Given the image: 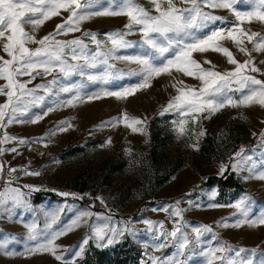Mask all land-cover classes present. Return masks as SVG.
Listing matches in <instances>:
<instances>
[{
	"label": "rangeland",
	"instance_id": "374dc122",
	"mask_svg": "<svg viewBox=\"0 0 264 264\" xmlns=\"http://www.w3.org/2000/svg\"><path fill=\"white\" fill-rule=\"evenodd\" d=\"M139 3L148 9L153 8L151 0H139ZM252 3L253 0H243V3L238 0L234 8L251 10ZM205 11H211L213 15L223 18L222 21L210 24L209 28L228 29L239 23L234 11ZM68 15L69 13H62V16L46 21L36 30L37 39L52 32ZM127 23V17L123 16L93 17L82 23L80 32L66 36L58 35L56 39L71 40L80 37L88 42L87 38L82 36V32L88 30L97 33L98 39L106 41L104 48L107 49L111 47V43L107 41L104 33L125 31L124 25ZM241 26L264 34V24L258 21L245 22ZM25 28L30 31L32 26L25 25ZM204 31L207 32L208 29ZM125 38L133 42V46L118 50L116 56H135L142 55L145 51H154L143 44L139 31L134 30ZM244 39L243 46L251 50L253 45ZM220 43L227 47L238 61L249 59L245 53L239 51L237 44L231 39H224ZM37 46L29 45L32 48ZM90 47L95 48V45ZM167 55L165 54V57ZM252 55L256 65L264 69V65L259 63L264 60V51L253 52ZM193 58L206 69L213 68V65L214 70L219 72L235 68V65L228 63L227 57L218 52H194ZM206 60L212 64L204 63ZM109 63L114 64L115 69L107 82L89 81L86 76L77 74L63 77L62 74L53 72L50 76H37L28 85L33 88L35 85L47 84L53 77H57L59 81V84L53 87V92L58 94L47 96L45 103L32 108L31 112L42 113L46 106H52L55 110L37 123H14L6 129L15 137L27 138L30 144L19 145L20 154L8 151L0 154V163L5 165L4 173L0 174V191L9 179L7 169L15 167L18 172L11 175L18 179L13 181L12 187H21L27 200L26 207H12L8 212L0 209V242L6 241L8 246V252L0 248V264H65L64 260L57 261L49 252L27 251L33 247V242L28 239V226L36 225L38 232L62 230L71 226L78 217L79 226L55 241L60 246L57 254L67 259L79 250L77 245H81L86 238L89 240L88 244L83 245V253L74 257L75 264L83 261L91 248L114 250L121 245H127L137 252L136 259L131 264H150V256H167L169 260L178 259L180 264H207L205 252L222 245H231L234 250H248L242 252L240 258L248 257L255 262L256 258L264 253V225H232L245 219L241 210L235 207L242 200L249 219L264 216V180L256 178L261 164L264 163V138L259 135L264 132V107L258 104L226 106L215 113L205 111L199 114L195 123L190 117H181L176 112L161 115L168 102L178 94L174 84L199 90L202 82L173 69L171 75L162 73L153 77L150 87L139 89L126 99H117L103 93L122 91L142 82L140 75L133 74L139 73L141 66L123 59H110ZM89 71L95 74L97 69ZM247 74L264 79V75L260 73ZM20 79L26 81L29 77ZM180 80L184 81V85L178 84ZM81 84L84 85L83 88L80 87ZM60 85L72 87L73 92H60ZM37 94L45 95L43 91H38ZM77 94L80 99L72 106H56L58 102L63 105ZM231 95L233 99H239L241 93L237 91ZM89 96L100 98L90 100ZM5 100L6 97L0 96V103ZM123 113L141 119L143 124L138 127H142L143 132L133 133L122 120L117 123L116 119ZM32 118L35 119V115H32ZM181 119H188L184 134L178 130L177 122ZM61 121H67L71 127H67L66 131L56 132L55 135H46ZM110 121L113 123L101 126L102 122ZM207 130L212 131L219 153L226 157L222 161H214L206 170L199 172V151ZM3 131L0 130V136ZM200 131L205 134L200 136ZM253 133L257 135L254 136ZM109 139L111 143H108ZM236 140L238 149L235 153L243 149L245 156L251 157L243 169H233L232 164L235 161L231 158L234 154L228 155ZM193 145L198 147L194 148ZM13 146H17V142L0 145L5 149ZM154 148L163 154L165 163H168V159L172 162L178 159L174 165L179 167L173 173V165L163 167L159 171L152 168L148 154ZM222 165L225 166L223 172ZM25 168L33 172L38 171L40 175H25L22 170ZM227 169L239 180L242 192L222 191L216 185L200 187L204 179L221 177ZM23 185H32L39 191H29L23 188ZM40 193H51L53 197H44L35 202V196ZM61 193L69 195L63 196ZM176 201L181 202L179 207L183 210L182 220L163 211H153L161 205L175 206ZM84 211L92 215L81 217L80 214ZM53 218L56 219L54 224ZM146 220L155 223L150 226L144 222ZM177 220H180L179 226L191 241L196 239L193 227L202 228L207 225L212 231L203 233L199 242L190 243L181 254H178V245L171 238L169 247L161 252L153 251L155 244L159 242V222L162 221L164 228L171 231L177 226L174 224ZM225 224L229 226L225 227ZM102 227L124 230V235L117 236L112 244L105 246L103 241L94 236V230ZM68 264H71V260H68Z\"/></svg>",
	"mask_w": 264,
	"mask_h": 264
},
{
	"label": "snow or ice",
	"instance_id": "6c2138e0",
	"mask_svg": "<svg viewBox=\"0 0 264 264\" xmlns=\"http://www.w3.org/2000/svg\"><path fill=\"white\" fill-rule=\"evenodd\" d=\"M238 0H151L152 9H148L139 3V0H0V96L6 97L3 103H0V130H4L0 136V145L17 142V146L5 149L0 147V154L5 151L20 154L19 145L30 144L27 138H18L11 135L6 129L14 123H24L31 121L39 122L49 112L55 110L52 106H46L42 113H32L31 109L45 103L47 96L57 95L53 92V87L59 84L57 77L43 85H35L29 88L37 76H50L53 72L62 74L63 77H70L73 74L83 75L89 81L107 80L115 69L114 64H110V59H123L141 66L139 73L141 81L135 86L124 88L122 91H105L103 95L114 96L117 99H126L134 95L136 91L142 88L150 87V81L153 77L160 76L162 73L172 74V70L183 73L184 76L199 79L202 87L199 90L191 87H176L175 95L164 107L163 112H176L181 117H190L195 123L198 115L208 111L215 113L226 106H251L258 104L264 107V79H258L254 75L247 73H260L264 75V69L258 67L255 63L253 52L264 51V34L245 29L241 25L245 22L252 23L254 20L264 24V0H253L250 5L251 10H236L234 4ZM243 3V0H239ZM205 9H224L234 11L238 24L230 26L228 29L209 28L210 24L222 21V17L213 15L211 11ZM62 13L69 15L62 19L55 29L37 39L35 32L46 21L53 17L62 16ZM127 17L128 23L124 25L125 31L114 30L104 33L107 41H110L111 47L105 49L106 41L98 39V34L84 30L82 39L75 37L71 40L56 39L58 35H68L70 33L80 32L81 25L93 17ZM25 25H31L32 29L26 30ZM208 29L207 32L204 30ZM139 31L142 34L143 44L148 49L154 51H145L142 55L135 56H116L115 53L120 49H126L133 46V42L125 37L132 34L133 31ZM239 34V35H237ZM253 47L250 50L244 47L245 39ZM231 39L237 44L239 51L245 53L249 59L240 62L233 53L222 46L220 41ZM38 45L35 48L29 45ZM95 45V48L90 47ZM208 51L222 53L227 57L229 64L235 65V68L227 72H219L213 68L206 69L193 58L194 52L205 53ZM165 54H168L165 57ZM7 57V58H5ZM82 61V62H81ZM204 63L212 64L206 60ZM264 65V60L259 62ZM90 69H97L93 74ZM27 76L28 80L24 81L20 77ZM179 85H184V81H178ZM235 85V87H234ZM84 87L83 84L80 85ZM38 91H43L45 95H38ZM59 91L64 93L73 92L72 87L60 85ZM239 91V99H233L232 93ZM100 98L99 96H89L88 99ZM80 99L79 95L72 96L71 99L59 106H72ZM35 115V119L32 118ZM123 121L126 127L130 128L133 133L143 132V121L136 117H131L127 113L121 114L116 119L119 123ZM113 122H102L112 124ZM178 123V130L181 134L186 131L188 119H181ZM66 125V126H65ZM71 127L67 121H61L59 125L46 135H55L56 132L66 131ZM205 133L199 132L200 136ZM254 136L257 133H253ZM264 138V132L259 133ZM39 142V141H36ZM111 143V140H108ZM47 146V145H45ZM194 148L198 147L193 145ZM239 158V159H237ZM235 161L232 164L233 169H243L247 161L251 160L250 156H245L244 150L234 153L231 158ZM25 175H40L38 171L33 172L28 169H22ZM225 166H221V171ZM5 171V165L0 163V174ZM9 179L5 181L3 190L0 191V209L8 212L10 208H22L27 206L25 193L21 187H12L14 177L11 174L18 172L15 167L7 169ZM249 171H253L249 169ZM264 180V163L261 164L260 170L256 176ZM23 188L29 191H39L32 185H23ZM68 196L69 193H61ZM187 195V194H186ZM99 199V197H97ZM101 203L103 201L101 200ZM180 201L175 202V206L161 205L153 211H163L180 218L182 220V209ZM219 205H212L217 207ZM241 210L244 220H238L233 227H239L243 223H249L250 226L256 227L264 225V216L259 219H249L247 209L244 207V201L235 205ZM81 217H90L92 213L82 212ZM180 220L174 222L175 226L171 231L164 228V223L159 222L161 229L157 237L158 243L155 244L153 251L161 252L169 247V238L178 245V254L188 248L190 243L199 242L203 233L211 232L207 225L196 226L192 228L196 239L191 241L179 226ZM80 217L73 222L67 229L38 232L36 225L28 226V239L33 242V247L27 249L28 252L45 251L51 253L57 261L71 260L75 264L74 257H79L83 251V245L89 243L86 238L81 245H77L78 251L72 253V257L65 258L57 254L60 247L55 243L61 236L72 231L74 227L79 226ZM146 224L152 226L155 222L146 220ZM56 223V219H52ZM228 227V224L224 225ZM49 228L51 225L48 226ZM124 230L117 228H96L94 236L97 240L105 244H112L117 236H123ZM0 248L8 252L7 242H0ZM248 250H234L231 245H222L213 247L205 252L207 264H264V253L258 256L255 262L248 257L240 258L241 253ZM234 252V255L232 253ZM218 253L220 255H218ZM11 254V253H9ZM240 258V259H237ZM150 264H180L178 259L169 260L167 256H150Z\"/></svg>",
	"mask_w": 264,
	"mask_h": 264
},
{
	"label": "trees",
	"instance_id": "16d2710c",
	"mask_svg": "<svg viewBox=\"0 0 264 264\" xmlns=\"http://www.w3.org/2000/svg\"><path fill=\"white\" fill-rule=\"evenodd\" d=\"M239 142V141H238ZM238 149L237 140L236 144L231 148L228 155H232ZM226 156L222 155L218 151L217 144L212 135L211 130L206 131V135L201 143L199 151V161L197 165V170L203 172L206 170L214 161H222ZM163 154L158 152L156 148L152 149L148 154V161L152 168L157 171L163 169V167H169L173 165L174 169L171 170L173 173L179 166H175L179 160L176 159L174 162L167 160L168 163L164 162ZM172 167V168H173ZM165 180V179H164ZM216 185L220 190H232L233 192H242V186L239 180L227 169L225 174L221 177H208L204 179L200 187L213 186ZM44 197H53L51 193H40L35 196V202L42 200ZM137 252L127 245L118 246L116 249L112 250H97L91 248L86 254L83 261L79 264H131L136 259Z\"/></svg>",
	"mask_w": 264,
	"mask_h": 264
},
{
	"label": "water",
	"instance_id": "95a60500",
	"mask_svg": "<svg viewBox=\"0 0 264 264\" xmlns=\"http://www.w3.org/2000/svg\"><path fill=\"white\" fill-rule=\"evenodd\" d=\"M105 246H108V244H106Z\"/></svg>",
	"mask_w": 264,
	"mask_h": 264
},
{
	"label": "built area",
	"instance_id": "2783aa9c",
	"mask_svg": "<svg viewBox=\"0 0 264 264\" xmlns=\"http://www.w3.org/2000/svg\"><path fill=\"white\" fill-rule=\"evenodd\" d=\"M82 2H83V0H82Z\"/></svg>",
	"mask_w": 264,
	"mask_h": 264
}]
</instances>
